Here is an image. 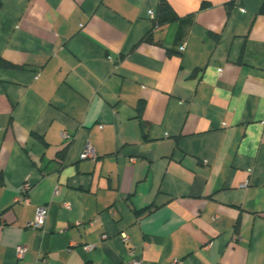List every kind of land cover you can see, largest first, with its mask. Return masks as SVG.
I'll return each instance as SVG.
<instances>
[{
	"label": "crops",
	"instance_id": "obj_1",
	"mask_svg": "<svg viewBox=\"0 0 264 264\" xmlns=\"http://www.w3.org/2000/svg\"><path fill=\"white\" fill-rule=\"evenodd\" d=\"M161 1L0 0V264H264L262 0Z\"/></svg>",
	"mask_w": 264,
	"mask_h": 264
},
{
	"label": "built area",
	"instance_id": "obj_2",
	"mask_svg": "<svg viewBox=\"0 0 264 264\" xmlns=\"http://www.w3.org/2000/svg\"><path fill=\"white\" fill-rule=\"evenodd\" d=\"M152 16H153V14H152ZM62 136L64 138H69V135L65 132L62 133ZM79 157L81 159H83V158H95L96 154H95L93 148L90 145H87L85 147V149L80 153ZM29 186H30V184L28 183V181H25L23 184V190L27 191ZM22 200L25 202L28 201V199L26 197H22ZM47 214H48V209L45 205L37 206L35 208L34 218L27 223V226L34 227V228L41 227L45 222ZM125 237H124V239H125ZM25 251H26L25 245H18L16 247V251H15L16 257L18 259L22 258ZM127 264H140V260L136 259V258H131L127 261ZM172 264H182V263L179 259H174Z\"/></svg>",
	"mask_w": 264,
	"mask_h": 264
},
{
	"label": "trees",
	"instance_id": "obj_3",
	"mask_svg": "<svg viewBox=\"0 0 264 264\" xmlns=\"http://www.w3.org/2000/svg\"><path fill=\"white\" fill-rule=\"evenodd\" d=\"M234 2H235V0H229L227 3L228 8H230L234 4ZM158 13L160 16L158 17L157 22H159V23L162 21L164 22V21L172 20L175 18V14H174L172 8L164 0H162L160 2ZM259 13L264 14V0H262L261 6L259 8ZM161 15H163L164 17H161ZM157 22H155V23H157ZM138 112H141V107H138Z\"/></svg>",
	"mask_w": 264,
	"mask_h": 264
}]
</instances>
